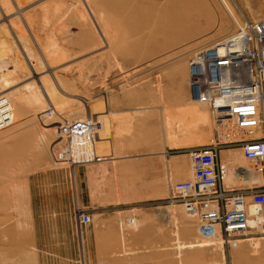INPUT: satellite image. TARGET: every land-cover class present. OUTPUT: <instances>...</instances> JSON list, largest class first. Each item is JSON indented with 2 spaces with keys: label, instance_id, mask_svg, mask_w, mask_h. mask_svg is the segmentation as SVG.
I'll return each instance as SVG.
<instances>
[{
  "label": "rangeland",
  "instance_id": "374dc122",
  "mask_svg": "<svg viewBox=\"0 0 264 264\" xmlns=\"http://www.w3.org/2000/svg\"><path fill=\"white\" fill-rule=\"evenodd\" d=\"M236 7L230 0H0V95L14 117L0 129V264H264L259 233L226 246L204 236L169 193L170 180L190 176L188 149L215 133L206 106L189 95V56L235 28ZM177 28V44L155 48ZM44 106L58 111L46 116ZM61 115L97 118L96 145L107 159L56 163L50 145L65 133ZM78 210L90 222L80 224ZM204 240L212 245L189 247Z\"/></svg>",
  "mask_w": 264,
  "mask_h": 264
},
{
  "label": "built area",
  "instance_id": "2783aa9c",
  "mask_svg": "<svg viewBox=\"0 0 264 264\" xmlns=\"http://www.w3.org/2000/svg\"><path fill=\"white\" fill-rule=\"evenodd\" d=\"M188 86L190 97L206 106L215 133L211 142L188 149L190 176L169 181L170 198L198 218L204 236H220L230 246L248 229L257 233L264 229V16L246 19L234 30L194 48L188 59ZM54 111L48 107L45 115ZM38 119L43 121L41 114ZM8 120L10 109L4 103L0 129ZM57 122L65 133L50 145L54 161L73 167L106 158L95 145L97 118L87 115L68 121L61 115ZM227 128L235 134H225ZM233 147L253 163L260 181L245 177L244 185L225 183L220 151ZM234 172L239 177L243 174L239 165ZM78 212L80 224L90 222L87 211ZM254 215L259 221L250 223Z\"/></svg>",
  "mask_w": 264,
  "mask_h": 264
},
{
  "label": "bare ground",
  "instance_id": "6f19581e",
  "mask_svg": "<svg viewBox=\"0 0 264 264\" xmlns=\"http://www.w3.org/2000/svg\"><path fill=\"white\" fill-rule=\"evenodd\" d=\"M166 8H164V12H166ZM139 11V8H138V6H136V7H134V9L132 10V12H130V17H133V18H135L136 17V13ZM239 12L242 14L241 16H240V18L238 19V18H235V22H236V24H235V28L238 26V25H242V23H243V21L244 20H246V19H249V20H251V18H249L246 14H244V13H242V11H240L239 10ZM165 16H166V14L164 13L163 14V16H162V18H161V20H163L164 18H165ZM101 17V16H100ZM95 19V18H94ZM101 19V18H100ZM142 20H144V18L142 19ZM11 24V23H10ZM99 26V25H98ZM18 27V26H17ZM180 28H183V26H180ZM234 28V29H235ZM190 29V28H189ZM188 29V30H189ZM233 29V30H234ZM181 30V29H180ZM187 30V29H186ZM7 31V30H6ZM107 31H109L108 29H107ZM106 31V32H107ZM179 31V29L177 28V30H175V31H173L172 32V34H169L168 35V39H167V41H163V42H161L160 44L158 43V42H156L157 44V46H155V48L156 49H160L161 47H165V46H172V45H175V44H177L178 42V39H179V37H177V35H175L174 33H177ZM21 32V31H20ZM6 33V32H5ZM8 33V32H7ZM110 33V32H109ZM18 37V36H17ZM25 37V36H24ZM27 38V37H26ZM20 39V38H19ZM18 39V40H19ZM110 39H112V38H110ZM1 40V39H0ZM20 42H21V40H19ZM24 43V42H23ZM30 43V42H29ZM1 46V45H0ZM20 46H23V44L21 43V45ZM25 47H26V44H25ZM25 47H23V48H25ZM22 48V49H23ZM30 49V48H29ZM27 50V49H26ZM55 50V49H54ZM24 51H25V49H24ZM27 52V51H26ZM53 52H55V51H53ZM6 53H8L7 51H6ZM6 53H4V51H3V53H2V56L3 57H5L6 58V56H7V54ZM25 53V52H24ZM6 55V56H5ZM25 55H27L26 53H25ZM29 56V55H28ZM23 65V64H22ZM51 83V82H50ZM50 83H48V84H46V86H51V84ZM54 84V83H53ZM32 97V96H31ZM33 98V97H32ZM4 103H7V107L10 109V120H8L2 127L4 128V127H7L9 124H11L12 122H13V119H14V117H13V109H12V106H11V102H10V100L5 96V95H0V108L2 107V105L4 104ZM201 105V104H200ZM47 109V106H44V110H46ZM55 110L56 111H58L57 110V108H55ZM44 115H45V111H44ZM207 118H208V120H211L210 119V117H209V113L207 114ZM97 122H98V120H97ZM210 123H212V121L210 122ZM99 122H98V124H97V126H96V128H97V130H96V136H95V145H96V137L99 135ZM6 125V126H5ZM212 125H213V123H212ZM212 128H213V126H212ZM231 128H227V129H225L224 130V132H225V134H227V135H229V136H232V134H231V130H230ZM214 130V129H213ZM233 148H238V147H233ZM96 149H97V151H98V148H97V145H96ZM221 151H222V149H221ZM99 152V151H98ZM236 152H238V151H236ZM235 152V153H236ZM100 153V152H99ZM100 154H102V153H100ZM106 157V159H107V157H108V155L107 156H105ZM245 158L243 157L242 159H241V153H240V155L238 156V155H234L233 157H232V160L233 161H236V162H239V163H241L243 160H244ZM103 160H105V159H103ZM231 160V161H232ZM102 161V160H101ZM245 161H247V159H245ZM56 163H59V164H62L61 162H59V161H55ZM250 163H252V162H250ZM253 164V163H252ZM240 168L243 170V174H242V176H238V178L239 179H241L243 182H242V185H244L245 183H246V180H245V177L247 178V179H258L259 181L261 180L260 179V175L254 170V165L253 166H244V165H242V166H240ZM223 179H224V181L226 182V184H230V185H236V183H235V181L234 180H230V181H226V179H225V177H224V172H223ZM188 215H194L193 213H191V212H187V211H185ZM249 221H250V223H255V222H258L259 220H258V217L256 216V215H254V216H251V217H249ZM135 222H136V224H137V219L135 218V217H130L129 219H128V223L129 224H131V225H135ZM251 225H254V224H251ZM251 227H253V226H251ZM249 232H253L251 229H248L246 232H245V234H244V236H239V237H237V239L235 240V244L233 243L232 245H230V247H238L239 246V243H241V242H243V241H246L247 239L246 238H248L250 235L248 234ZM259 233V235H257V236H255V238L257 237V238H262L263 240H264V229H262L261 230V232H258ZM252 237V236H251ZM254 237V236H253ZM212 242H213V240H212ZM258 244L257 245H255L257 248H260L261 247V242H257ZM212 244H211V241H209V240H204V241H200V242H195V243H191L190 245H189V247H210ZM179 246H182L183 247V245L182 244H180Z\"/></svg>",
  "mask_w": 264,
  "mask_h": 264
},
{
  "label": "crops",
  "instance_id": "0c3cea01",
  "mask_svg": "<svg viewBox=\"0 0 264 264\" xmlns=\"http://www.w3.org/2000/svg\"><path fill=\"white\" fill-rule=\"evenodd\" d=\"M234 5L235 2L237 3L238 7H236L238 10L242 11V13L246 12L248 15L251 16H264V0H230ZM245 14V13H244ZM259 17H256L254 19H257ZM252 19V18H251ZM205 112V111H204ZM223 151V153H222ZM220 153V157L222 159V165L224 168V177L226 181L238 179V176L234 172V167L236 165L242 166V162L235 165L231 164L230 168V162L232 160V157L234 155H240V149L239 148H223ZM238 151V152H236ZM236 152V153H235ZM243 158L241 154V159Z\"/></svg>",
  "mask_w": 264,
  "mask_h": 264
}]
</instances>
